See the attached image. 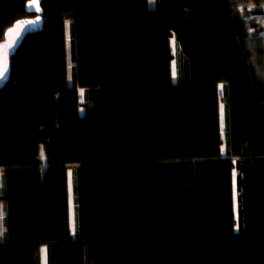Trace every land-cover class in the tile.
I'll return each instance as SVG.
<instances>
[{"label": "trees", "instance_id": "1", "mask_svg": "<svg viewBox=\"0 0 264 264\" xmlns=\"http://www.w3.org/2000/svg\"><path fill=\"white\" fill-rule=\"evenodd\" d=\"M43 8L0 92V264H264V0Z\"/></svg>", "mask_w": 264, "mask_h": 264}, {"label": "water", "instance_id": "2", "mask_svg": "<svg viewBox=\"0 0 264 264\" xmlns=\"http://www.w3.org/2000/svg\"><path fill=\"white\" fill-rule=\"evenodd\" d=\"M45 0H27L25 11L28 16L15 20L8 26L0 39V71L7 69L0 77V92L12 78V60L18 54L27 37L44 30L45 18L43 2Z\"/></svg>", "mask_w": 264, "mask_h": 264}, {"label": "rangeland", "instance_id": "3", "mask_svg": "<svg viewBox=\"0 0 264 264\" xmlns=\"http://www.w3.org/2000/svg\"><path fill=\"white\" fill-rule=\"evenodd\" d=\"M70 22L67 21L66 22V30H67V49H68V80L69 83L72 84V61H71V40H70ZM172 44H173V50H174V45H175V40H172ZM175 51V50H174ZM175 65V63H174ZM173 76L174 73L172 72ZM222 91V90H221ZM80 98L83 100V90H80ZM81 111H83V108H81ZM222 112H224V109H222ZM222 133H223V137L225 136V131H224V119H223V114H222ZM225 145L222 147V152L225 153ZM70 176H71V171H70ZM235 178V176H234ZM236 180V178H235ZM71 186V185H70ZM2 189V185H1V172H0V192ZM72 189V187H71ZM236 190V187H235ZM71 194V211H72V229L74 228V219H73V201H72V191L70 192ZM237 194V190L235 191V195ZM3 220H4V209H3V204L2 202H0V232H2L3 234L0 235V239L4 238V227H3ZM45 249V248H44ZM43 264H47V260H46V255L43 251Z\"/></svg>", "mask_w": 264, "mask_h": 264}, {"label": "snow or ice", "instance_id": "4", "mask_svg": "<svg viewBox=\"0 0 264 264\" xmlns=\"http://www.w3.org/2000/svg\"><path fill=\"white\" fill-rule=\"evenodd\" d=\"M7 69L5 68L4 70L0 71V77H3L4 75V72L6 71ZM3 233L0 232V235H2ZM45 252H46V249H45Z\"/></svg>", "mask_w": 264, "mask_h": 264}]
</instances>
